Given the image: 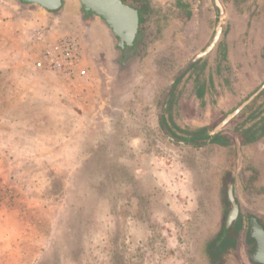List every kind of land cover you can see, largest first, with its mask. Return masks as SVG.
I'll return each mask as SVG.
<instances>
[{"label":"rangeland","instance_id":"obj_1","mask_svg":"<svg viewBox=\"0 0 264 264\" xmlns=\"http://www.w3.org/2000/svg\"><path fill=\"white\" fill-rule=\"evenodd\" d=\"M219 1L223 16L215 0H143L142 48L124 57L100 19L79 22L78 0L38 47H0V264H212L205 244L233 209L225 178L245 218L225 264H253L264 136L246 142L264 120V0ZM64 37L78 71L47 77L39 51ZM253 96L219 131L226 146L186 143Z\"/></svg>","mask_w":264,"mask_h":264},{"label":"water","instance_id":"obj_2","mask_svg":"<svg viewBox=\"0 0 264 264\" xmlns=\"http://www.w3.org/2000/svg\"><path fill=\"white\" fill-rule=\"evenodd\" d=\"M19 4L25 6H37L50 14L58 15L64 10L66 0H16ZM81 3V13L83 23L86 18L92 22L100 19L108 29V32L118 49L121 57H124L127 49L138 50L142 48L140 43V30L142 26L143 13L138 9L137 5L127 3L124 0H78ZM220 15H224L223 8L219 0H215ZM223 31V23L221 22L217 28L216 35L210 46L196 56L187 68L195 65L208 54L217 45ZM175 83V81H174ZM254 96L245 101L238 109L228 115L221 124L214 130V134L218 133L226 126L234 117H236L252 100ZM239 214L237 204L233 205V209L229 216V223ZM250 235L255 239L256 247L252 260L256 263L264 264V228L256 218H252L250 222Z\"/></svg>","mask_w":264,"mask_h":264},{"label":"crops","instance_id":"obj_3","mask_svg":"<svg viewBox=\"0 0 264 264\" xmlns=\"http://www.w3.org/2000/svg\"><path fill=\"white\" fill-rule=\"evenodd\" d=\"M3 2L6 6L0 13V47H7L14 57L19 55L21 48L28 50L38 47L41 42L55 36L52 30L55 25H60L64 17V15L54 16L37 6L21 5L16 0H3ZM77 19L81 24L83 23L81 12ZM60 30L58 35H64L62 27ZM39 52L37 61L43 59L42 49ZM41 71L47 73L45 75L47 77H57V74L45 68H41Z\"/></svg>","mask_w":264,"mask_h":264},{"label":"trees","instance_id":"obj_4","mask_svg":"<svg viewBox=\"0 0 264 264\" xmlns=\"http://www.w3.org/2000/svg\"><path fill=\"white\" fill-rule=\"evenodd\" d=\"M127 3H131L138 6V9L141 10L144 14L149 15L150 9H148V6L144 3V5H139L140 3L135 2L136 0H124ZM143 1V0H141ZM263 92V91H262ZM261 92V94H262ZM264 120H262L261 126L259 127H253L250 128L247 133L249 132V135L252 137L251 140H247V144L249 143H255L259 139H261L264 136ZM192 138L187 141L186 143H191L194 145H203L207 142H210L212 144H217L221 146H226L227 142L226 139L223 137L222 133H216L214 135H211L210 132L207 131V128H202L198 131H195L192 133ZM228 178H225L223 191L226 194V197L224 198V204L225 209L229 210L232 208L234 204H236V199L234 196V188L232 186V183L227 180ZM250 218H253L252 216ZM244 219L241 214H239L234 220H232L230 223L228 219L223 222L221 229L219 230L218 234L210 239L205 244V254L209 258L212 264H225L230 256L235 254L239 235L244 230ZM258 222L263 226L264 224L258 219ZM250 224V223H249ZM249 227V226H248ZM246 236L249 243H255V239L251 237L250 235V227L246 230ZM253 264H260L253 261Z\"/></svg>","mask_w":264,"mask_h":264},{"label":"built area","instance_id":"obj_5","mask_svg":"<svg viewBox=\"0 0 264 264\" xmlns=\"http://www.w3.org/2000/svg\"><path fill=\"white\" fill-rule=\"evenodd\" d=\"M38 68H45L57 75L72 77L78 71L80 48L76 39L64 37L48 45L42 52Z\"/></svg>","mask_w":264,"mask_h":264},{"label":"flooded vegetation","instance_id":"obj_6","mask_svg":"<svg viewBox=\"0 0 264 264\" xmlns=\"http://www.w3.org/2000/svg\"><path fill=\"white\" fill-rule=\"evenodd\" d=\"M135 2L140 3L141 5H144V3H143L141 0H136ZM146 19H148V18H147V15L144 14V17H143V19H142V24H143V22H144Z\"/></svg>","mask_w":264,"mask_h":264}]
</instances>
